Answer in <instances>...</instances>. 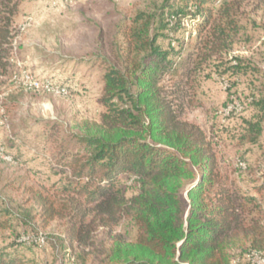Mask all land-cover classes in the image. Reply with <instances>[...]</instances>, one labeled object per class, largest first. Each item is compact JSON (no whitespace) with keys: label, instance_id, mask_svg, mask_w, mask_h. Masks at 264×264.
I'll return each mask as SVG.
<instances>
[{"label":"trees","instance_id":"obj_1","mask_svg":"<svg viewBox=\"0 0 264 264\" xmlns=\"http://www.w3.org/2000/svg\"><path fill=\"white\" fill-rule=\"evenodd\" d=\"M20 1L0 0V85L12 68ZM179 1L168 25L188 17L196 35L183 67L228 50L241 0ZM119 32L123 68L107 69L98 98L106 111L99 124L80 126L77 147L56 144L53 163L63 181L28 186L26 220L43 229L61 222L65 247L80 248L96 264H258L256 258L264 264L263 186L255 193L238 187L220 166L213 140L180 117L191 101L182 87L191 69L163 82L177 71L179 52L156 43L148 19ZM262 131L261 119L247 122L249 141ZM236 165L247 167L242 159ZM124 177L135 188L130 196L120 186ZM124 221L135 229L131 239L114 230ZM0 264L24 263L1 250Z\"/></svg>","mask_w":264,"mask_h":264},{"label":"rangeland","instance_id":"obj_2","mask_svg":"<svg viewBox=\"0 0 264 264\" xmlns=\"http://www.w3.org/2000/svg\"><path fill=\"white\" fill-rule=\"evenodd\" d=\"M179 2L20 1L14 17L12 68L0 85V147L11 157L0 158V251L10 252L24 264H96V258L80 248L65 247L61 222L53 221L43 229L36 219L26 220L27 211L32 210L27 188L63 181L53 163L54 147L59 142L77 147L74 135L80 126L100 123L106 111L98 101L103 76L110 66L123 68L119 27L135 21L148 19L156 43L179 52L174 56L177 71L165 74L163 82H176L185 68L192 71L182 79L191 101L181 119L197 124L213 140L220 166L238 187L251 193L256 186L264 188V107L259 104L264 99V0H241L233 15L235 29L227 41L228 50L213 52L198 59L199 65L188 63L187 67L180 62L194 53L193 20L167 22ZM214 14L218 16L215 10ZM25 72L40 82L66 86L69 94L34 89L25 82ZM259 119L262 134L251 142L247 122ZM239 159L246 169L236 165ZM120 184L126 196L135 191L125 177ZM114 230L127 239L135 234L128 221ZM38 233L45 236L42 245L18 241L22 234Z\"/></svg>","mask_w":264,"mask_h":264},{"label":"built area","instance_id":"obj_3","mask_svg":"<svg viewBox=\"0 0 264 264\" xmlns=\"http://www.w3.org/2000/svg\"><path fill=\"white\" fill-rule=\"evenodd\" d=\"M65 2H70L71 0H64ZM25 74V82L27 84H29L30 87L34 88V89H40L46 92H52V93H56V94H60V95H68L69 94V88L66 86H60V85H56L53 84L51 82L45 81V82H40L38 80L33 79L31 76H29L26 72ZM0 158L3 160H10L11 157L9 155H7L3 148L0 147ZM19 242L22 243H36L38 245H42L45 242V236H43V234L38 233V234H34V235H29V234H22L19 236L18 238ZM257 259V263L258 264H262V260L259 258Z\"/></svg>","mask_w":264,"mask_h":264}]
</instances>
